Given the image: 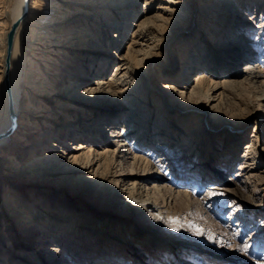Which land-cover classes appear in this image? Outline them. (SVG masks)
Masks as SVG:
<instances>
[{
  "label": "bare ground",
  "instance_id": "1",
  "mask_svg": "<svg viewBox=\"0 0 264 264\" xmlns=\"http://www.w3.org/2000/svg\"><path fill=\"white\" fill-rule=\"evenodd\" d=\"M144 1L140 16L141 0H0V264H100L114 256L110 232L158 235L172 212L183 227L188 217L204 224L218 193L199 199L175 186L184 177L198 187L219 181L210 175L219 167H237L221 182L233 187L213 188L231 206L264 199V0ZM198 2V28L182 40ZM175 39L177 56L166 46ZM236 110L244 121L235 130L257 120L255 142L239 157V142L213 146L210 133L227 122L193 124L198 112L231 119ZM181 129L183 142L174 134ZM79 234L84 247L71 238ZM219 235L232 241L227 229ZM171 237L169 246L181 241ZM171 249L154 250V262L173 264Z\"/></svg>",
  "mask_w": 264,
  "mask_h": 264
},
{
  "label": "rangeland",
  "instance_id": "2",
  "mask_svg": "<svg viewBox=\"0 0 264 264\" xmlns=\"http://www.w3.org/2000/svg\"><path fill=\"white\" fill-rule=\"evenodd\" d=\"M144 5H145V1L141 0L139 4L140 16H142L143 14L142 12L144 11ZM248 5H249L248 2H246V6H247L246 10L249 7ZM199 6H200L199 2L198 4L195 3V5L192 6L191 17L194 16L195 23L188 31H186L184 38L182 40H188V38L192 37L195 31L197 30L198 28L197 10L199 9ZM182 20L184 22L188 20L187 16L186 17L184 16ZM260 21H261V18L257 17L256 19H254L253 23H251V27L257 26ZM178 43L179 42L178 41L176 42V39H175L172 42H170L168 45H166L170 49V51L174 53L175 56H177L179 53V49H177ZM191 47L192 48L194 47L193 49L195 48L197 49V47L195 46V42L193 44L190 43V47H188L187 48L188 50H186V55L187 54L189 55L190 53L189 51H191L190 49ZM119 49H122V48H119ZM161 64L163 65L164 62L160 61L159 65L161 66ZM244 66H245V63L241 62L239 64V68L241 70L244 69ZM196 71L198 70L193 69V71L189 74V78H190L189 83L191 86H194L193 85L194 84L193 82L195 80L194 74ZM210 73H213V71ZM225 76L227 75L224 74V75H220L219 77L214 76V78H216L215 80H221ZM230 108H237V107L236 105H230ZM240 108L241 107L238 106V109ZM124 111L126 110L124 109ZM236 112H238V115L231 119L227 117L222 118L221 116L216 115L215 114L216 112H213V111H206L203 113V115L198 112V113H195V117L193 118V124L195 126L198 125V123L201 122L200 121L201 119L205 121V124H209V125L227 122L229 126H224L221 128L216 127L214 131L210 133L212 136L211 139H213V146L218 148L217 151H223V149H225L228 143L239 142L241 143L240 147L238 146V151H237V155L239 157L241 156V154H243L244 147L246 146L247 143L255 142V137L253 135H255V128H256L257 120L254 115L250 116L247 119V121H245L243 128L239 130H235L234 127L239 124H242L244 121V117L241 116L242 113H240V110H236ZM149 114L151 113L149 112ZM223 116H227V115L223 114ZM147 117L148 116H145V118ZM150 117H152V115ZM150 117H148L149 118L147 122L148 124L152 120V118ZM103 129H105V127H103ZM110 130H108L105 133V135L108 134V138L111 139V141L115 142L117 139L115 136L114 137L110 136L112 132ZM237 131H239V134H240L239 136L235 134ZM104 132L105 131L103 130V133ZM174 134L178 137V139H180L181 142L185 141V139L188 138V133H186L185 129H181L180 131H175ZM95 135L96 133L93 136ZM230 135H233V136H230ZM109 147L111 149H115V146L113 145H110ZM125 148L128 149L127 146H125ZM170 154L171 152H167L166 156L169 157ZM154 156L157 158L159 157L157 156V154H155ZM127 157L131 158L132 155L127 154ZM185 161H187L188 164L193 165L196 163L197 160L194 159L193 155H191V156H188V159ZM236 173H237L236 164H235V167L232 168L231 172L227 171L226 169H223L222 167H219L216 169L215 172L210 174L215 179H219V181L215 182L212 179L202 180L201 187H198L197 183H193L194 180L186 182L185 177L181 178L178 181V185L175 186L176 190L194 191L196 192V195L199 199L209 197L208 192L214 191L218 193L213 198L210 197V199L207 200L208 201L207 205L211 206L212 208L210 212L207 211L208 213L203 215L205 217L206 223L204 224L199 223L193 218L188 217L187 218L188 220L184 221L186 226L184 225L183 227V225L176 223V220L178 221L176 216L177 217L179 216L180 218L181 214L177 215V212L171 211L172 212L171 213L172 215L170 217L172 218L171 221L175 219L174 220L175 222L170 221V223L168 222V226L158 228V232H156L158 233V235H154V232H150L145 229L143 230L139 228L137 230L135 229L126 230L125 229L124 233L126 232V234L124 235H122L123 233L120 235V233L118 234L117 232L115 233L110 232V235L105 236V238L111 237L117 240V241H110L109 239V241L113 244L112 246H115L116 244V247L114 248V251L112 252L114 256L112 258L108 257L107 259H105V262H103L104 260H101L100 264H111L113 262H117L118 264H167V263L171 264L172 261H168V260L166 261L167 263L166 262L156 263V261L154 262V254H155L154 250H158V249L162 250L165 247H170V249L172 248L170 252L174 253L173 254V260H174L173 264H264V199H261L258 202V205L256 206L249 207L244 204H238L239 207L235 208L234 206H231L233 204L232 199L225 192H223L222 190L213 189L215 188V186L226 187L227 189L233 187V185H229V186L222 185L223 183L221 182L226 181L232 177H235L234 175ZM113 179H114L113 177L107 178L108 181H113ZM163 183L168 184L169 181L165 180L163 181ZM72 184L74 183L72 182L70 185ZM95 193L97 192H94V195ZM1 195L2 194L0 192V199H1ZM96 200L97 198H95L94 196H90L85 202L86 203L90 202L94 204ZM183 202L182 203L185 206L187 204L186 206L187 208L188 202L185 200ZM0 203H1V200H0ZM2 220H3V216L1 215L0 223H2ZM118 221L120 220L114 219V221H112L111 224H116L115 222H118ZM212 221H214V223L216 224L215 226H213V223H211ZM63 224H65L67 230L71 229L70 228L71 222L69 223V221H66ZM81 225L82 227H80L79 229H82L85 231L88 230L86 227L90 226L88 224H86V226L85 224H81ZM197 229H200V232H197ZM225 229L230 231L229 236L231 237L232 241L225 242L226 240L223 241L222 236L219 235V233L223 234V230ZM172 231L174 232V234ZM253 231H259L260 234L254 235V233H252ZM62 232H63L62 236H65L66 233L64 231ZM169 234L172 235L171 238L181 240V241H178L179 243L176 241V243L174 244L170 243L171 245L169 246L167 244L168 237L171 236V235L169 236ZM80 236L81 234H79L78 236L72 235L71 238L78 239ZM85 242H88L87 239L83 240L82 243L78 239V243L76 245L84 247L86 245ZM62 243H65V242L63 241ZM51 244L53 245V242H49L48 243L49 246L47 247L45 246V248L49 250L50 248L48 247H51L50 246ZM143 244L145 246H149V249L142 250L141 246ZM236 244L240 246L248 245L247 251H243L240 248H236ZM64 247H66V245ZM51 249H53V247H51ZM121 251H123L122 255H120ZM74 252L76 251L74 250ZM58 253L55 255L56 257L59 255ZM56 257H54L53 260H55ZM113 258H116V260H114ZM157 260H159V258ZM80 261L81 262L79 264H83V262H85L83 258H81Z\"/></svg>",
  "mask_w": 264,
  "mask_h": 264
},
{
  "label": "snow or ice",
  "instance_id": "3",
  "mask_svg": "<svg viewBox=\"0 0 264 264\" xmlns=\"http://www.w3.org/2000/svg\"><path fill=\"white\" fill-rule=\"evenodd\" d=\"M197 232H200V229H197ZM244 251H247V246L245 245L243 248Z\"/></svg>",
  "mask_w": 264,
  "mask_h": 264
}]
</instances>
